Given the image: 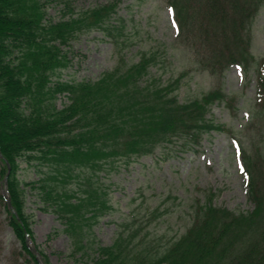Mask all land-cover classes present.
Instances as JSON below:
<instances>
[{
  "label": "trees",
  "instance_id": "obj_1",
  "mask_svg": "<svg viewBox=\"0 0 264 264\" xmlns=\"http://www.w3.org/2000/svg\"><path fill=\"white\" fill-rule=\"evenodd\" d=\"M54 2L61 5L57 20L48 13ZM121 2L77 12L68 0H0V182H6L9 195L1 198L26 262L43 264L38 252L45 264H53L38 244L37 252L29 244L34 232L19 176L21 160L42 173L34 186L44 209L66 225L71 254L91 251L92 264H264V146L255 158L247 152L248 140L246 146L226 124L208 116L217 101L232 107L235 99L221 86L183 102L176 92L192 63L210 74H222L233 64L247 73L253 69L256 96L249 124L264 129L259 117L264 116V57L251 54L253 25L264 0H166L179 37L187 40L184 49L194 58L189 69L167 83L152 73L155 51L126 60ZM92 30L114 43L118 63L96 80L62 79L71 61L65 47ZM61 95L69 99L63 107L57 102ZM213 131L234 135L253 209L237 212L216 205L211 189L193 203L186 232L160 251L143 246L139 230L129 226L119 228L111 244L89 236L112 207L96 179L98 170L178 139L185 146L198 145Z\"/></svg>",
  "mask_w": 264,
  "mask_h": 264
},
{
  "label": "rangeland",
  "instance_id": "obj_2",
  "mask_svg": "<svg viewBox=\"0 0 264 264\" xmlns=\"http://www.w3.org/2000/svg\"><path fill=\"white\" fill-rule=\"evenodd\" d=\"M78 12L109 0H68ZM49 17H61V5L54 2ZM119 14L126 20V45L123 53L128 62L139 59L144 51H155L157 65L152 73L167 83L191 66L190 56L179 37L174 11L166 0H122ZM194 27L195 23L192 24ZM251 54L264 57V6L255 18L252 31ZM67 50L70 64L62 70L66 80H96L118 63L114 43L100 30L83 33ZM192 63L176 90L181 102L202 96L210 89L221 86L235 100L232 107L217 101L211 107L209 117L224 123L235 137L250 145L249 154L260 158L263 154L264 129L252 128L250 115L254 112L256 73H249L233 64L222 74H210L197 70ZM60 107L69 99L61 95ZM260 119L264 116H259ZM230 134V133H229ZM227 132L213 131L204 134L198 145L185 146L183 139L158 146L154 152L119 160L96 172V179L108 192L112 207L92 227L98 242L111 244L119 228L129 226L139 230V241L149 249L160 251L186 232L192 222L193 203L206 198L211 189L216 191L213 203L237 212L253 209L248 199L247 175L233 136ZM246 146L247 143L245 142ZM258 149H261L259 152ZM263 153V152H262ZM47 170L46 168H43ZM19 176L26 190L27 211L32 214L34 239H29L32 249L35 243L50 257L53 264H92L91 251L72 255V238L64 230L66 225L52 210L44 209L39 189L34 185L42 178L38 167L21 160ZM6 185L0 182V264H28L19 240L9 224L5 201ZM88 236V237H89ZM87 239V238H86ZM36 251V250H35ZM37 252V251H36ZM39 258L43 257L37 252Z\"/></svg>",
  "mask_w": 264,
  "mask_h": 264
}]
</instances>
